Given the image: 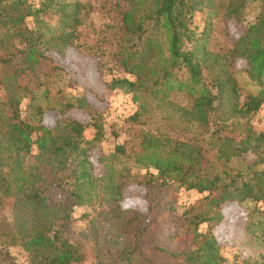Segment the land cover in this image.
Masks as SVG:
<instances>
[{
  "label": "trees",
  "instance_id": "1",
  "mask_svg": "<svg viewBox=\"0 0 264 264\" xmlns=\"http://www.w3.org/2000/svg\"><path fill=\"white\" fill-rule=\"evenodd\" d=\"M122 1L129 3V8L121 13L123 30L138 40L148 33L140 54L145 61L147 54H155L157 63L146 66L138 60L128 67V62L137 54V51L130 52L122 66L136 81L113 78L104 83L106 88L136 93L147 85L154 95L172 90V84L178 82L172 71L183 69L188 82H178V89H185L191 97L190 107L183 110L196 125L195 133L184 139L145 134L135 163L154 170L157 175L153 179L161 180L162 185L175 184L176 189L208 193L211 197L207 206L213 209L210 216L183 217L193 230H179L170 236L172 244L184 243L191 250L176 254L160 248L159 255L177 259L181 264H224L211 230L205 233L196 230L203 223L218 224L221 220L218 207L226 201L264 204V131L256 133L249 125L251 116L264 105V89L256 95L241 97L230 71L232 60L242 58L247 62L249 79L263 85L264 0H259L260 17L237 38L231 51L213 56L210 67L216 69L213 78L206 75L207 67L199 55L205 46L204 31L196 34L197 29L192 27L193 13L203 6L210 9L212 0ZM246 2L229 0L223 18L242 21ZM84 10L79 3L54 0H40L37 4L29 0H0V71L3 73L0 85L5 93L0 102V264H15L7 258L9 245L26 250L30 255L28 264H76L84 260L85 254L78 245L63 234L70 217L65 203H54L48 197L52 188L59 190L69 185L73 204L83 205L101 185L102 190L111 189V200L116 205L112 208L115 219L125 224V233L135 220L133 217L128 220L127 212L119 208L125 184L102 185L104 177L94 178L86 169L85 158H80L86 152L80 146L88 144L84 141V131L93 127L97 140L102 135L103 128L96 124L98 119L95 117L93 123L59 120L48 128L39 124L45 110L32 105L41 87L38 79L41 67L47 65L51 72L60 71L53 66L50 54L62 55L68 48L83 50L78 41L83 17L88 13ZM207 14L212 13L207 11ZM29 22L34 26L29 27ZM155 30L161 31L162 43L152 38ZM25 79L28 83H23ZM29 96L27 106L39 115L38 125L20 117L22 100ZM138 100L134 96V101ZM66 107L71 109L73 105L66 104ZM143 109L140 103V111L130 120L137 122ZM34 148V160L27 161ZM115 154H124L122 145L115 148ZM244 155H251V160L246 161ZM233 160L240 163L241 169L230 172L227 166ZM75 162L74 169L71 163ZM5 203L10 205L8 217L1 215ZM260 216L254 224L248 223L247 229L264 231V212ZM131 230L133 236L143 233L138 227L135 230L133 226ZM138 255L132 250L120 259L131 263Z\"/></svg>",
  "mask_w": 264,
  "mask_h": 264
},
{
  "label": "rangeland",
  "instance_id": "2",
  "mask_svg": "<svg viewBox=\"0 0 264 264\" xmlns=\"http://www.w3.org/2000/svg\"><path fill=\"white\" fill-rule=\"evenodd\" d=\"M29 1L37 4L40 0ZM54 1L79 3L85 7L84 11H88L79 29L78 42L83 50L68 48L62 55L50 54L53 66L60 71L51 72L47 65L41 67L38 77L41 87L36 91L32 102L34 107L41 106L45 111L40 116L41 119L39 115L36 116L27 106L30 103L29 96L22 100L20 117L35 125H38L40 119L39 124L48 128L53 127L59 120L93 123L96 117V124L103 128L102 135L97 140L93 127L84 131V141L88 144L80 146L86 150L80 158H85L86 169L94 178L104 177L102 185H118L121 182L125 184L122 200L118 203L119 208L127 212L128 220L132 217L135 219L125 233V224L115 219L116 213L112 208L116 205L111 200V189L102 190L101 185L92 196L86 198L87 202L83 205L73 204L74 199L70 195L72 187L69 185L59 190L52 188L48 197L54 203H65L70 217L63 228V234L85 254L84 260L76 264H181L177 259L160 256L158 249L166 248L176 254L191 250L184 243L172 244L170 236L179 230H193V226L185 222V217L196 214L210 216L213 209L207 203L211 196L184 188L176 189L175 184L162 185L161 180L153 179L157 175L154 170L145 169L135 163V159L143 136L147 133L172 139H184L195 133V123L183 110L190 107L191 97L185 89H178V82L187 83L188 75L183 69H174L172 74L178 82L172 84L173 89L154 95H151L147 85L136 93L107 89L104 83H109L113 78L136 81V77L126 73L122 66L128 53L137 51L135 59L128 62V67L138 60L143 61L146 66L157 63L155 54H147L146 61L140 54L148 33L138 40L123 30L121 13L129 8V3L122 0ZM228 1L212 0L210 9L203 6L200 11L193 13L192 27L197 29L195 33L204 31L205 46L199 55L207 67L208 78H213L216 73V69L210 68L213 56L227 55L237 38L261 14L262 5L259 0H247L242 21L224 19V7ZM207 11L212 14L208 15ZM52 22H55L54 19ZM28 26L33 27L34 23L29 22ZM152 38L162 43L161 31L155 30ZM185 47L191 49L190 44ZM98 62L101 63L100 69ZM247 69L244 59L232 60L230 71L240 88L241 97L256 95L264 89V80L262 86L251 81ZM6 73L9 74L10 70L7 69ZM2 75L0 71V78ZM23 83L28 81L25 79ZM136 95L138 101H134ZM164 95L167 97L163 98ZM4 96L0 85V102ZM140 103L144 106V112L137 122H133L130 118L140 111ZM66 104L73 107L67 109ZM249 125L256 133L264 131V105L251 116ZM237 134L234 132V135ZM121 145L124 154H115V148ZM35 154L34 148L27 161H33ZM243 157L248 162L252 158L251 155ZM71 165L75 169L76 162ZM227 169L235 172L241 169V165L233 160ZM109 175L110 179L107 178ZM148 181L151 183L148 184ZM101 198L104 201H100ZM218 211L221 215L218 224L211 226L203 223L196 232L205 233L208 229L211 230L218 242L219 254L225 259L224 264H264V231L247 229L248 223L254 224L261 218L264 204L226 201L220 204ZM9 213L10 205L5 203L1 215L8 217ZM133 226L135 230L138 227L143 232L142 235L133 236ZM1 247L2 245L0 249ZM132 250L140 254L135 261H121L120 256ZM7 258L15 264H28L30 261L29 253L19 245L7 247Z\"/></svg>",
  "mask_w": 264,
  "mask_h": 264
}]
</instances>
